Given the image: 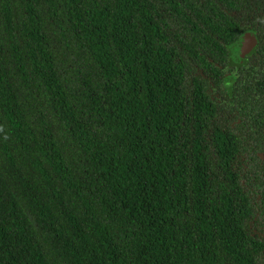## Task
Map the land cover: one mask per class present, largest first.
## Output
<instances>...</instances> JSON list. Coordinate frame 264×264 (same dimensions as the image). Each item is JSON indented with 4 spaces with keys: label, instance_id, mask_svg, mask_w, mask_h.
Instances as JSON below:
<instances>
[{
    "label": "trees",
    "instance_id": "1",
    "mask_svg": "<svg viewBox=\"0 0 264 264\" xmlns=\"http://www.w3.org/2000/svg\"><path fill=\"white\" fill-rule=\"evenodd\" d=\"M0 264H264V0H0Z\"/></svg>",
    "mask_w": 264,
    "mask_h": 264
},
{
    "label": "water",
    "instance_id": "2",
    "mask_svg": "<svg viewBox=\"0 0 264 264\" xmlns=\"http://www.w3.org/2000/svg\"><path fill=\"white\" fill-rule=\"evenodd\" d=\"M250 49V44L246 39L239 41L236 44L231 62L237 66H241L244 63L245 58L249 55Z\"/></svg>",
    "mask_w": 264,
    "mask_h": 264
}]
</instances>
